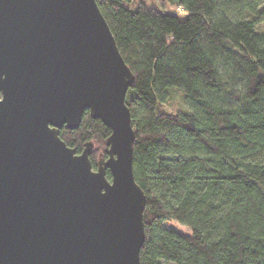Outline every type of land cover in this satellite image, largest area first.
<instances>
[{
    "label": "trees",
    "instance_id": "obj_1",
    "mask_svg": "<svg viewBox=\"0 0 264 264\" xmlns=\"http://www.w3.org/2000/svg\"><path fill=\"white\" fill-rule=\"evenodd\" d=\"M97 2L135 76L126 102L147 197L141 263L264 264V0H166L172 13ZM111 133L86 110L60 138L81 153L108 147Z\"/></svg>",
    "mask_w": 264,
    "mask_h": 264
},
{
    "label": "water",
    "instance_id": "obj_2",
    "mask_svg": "<svg viewBox=\"0 0 264 264\" xmlns=\"http://www.w3.org/2000/svg\"><path fill=\"white\" fill-rule=\"evenodd\" d=\"M134 80L97 0H0V264H142ZM86 110L112 131L97 169L60 138Z\"/></svg>",
    "mask_w": 264,
    "mask_h": 264
},
{
    "label": "rangeland",
    "instance_id": "obj_3",
    "mask_svg": "<svg viewBox=\"0 0 264 264\" xmlns=\"http://www.w3.org/2000/svg\"><path fill=\"white\" fill-rule=\"evenodd\" d=\"M132 6L134 7H139V6H146L147 8L150 9H159V10H163L169 13L174 12V8L171 7L166 0H132L131 3ZM196 8V2L190 4L187 8L188 11H192L195 10ZM181 93L180 92H175L173 93L171 100H170V104L172 108H178L181 107L183 105V101L181 99ZM108 147L102 145L101 143H95L94 145V151H93V155H94V159L99 162L100 159L104 158V153L103 151H106ZM177 228H179L180 230H182L183 232H190V229L187 228L184 225L181 224H177L176 225Z\"/></svg>",
    "mask_w": 264,
    "mask_h": 264
},
{
    "label": "built area",
    "instance_id": "obj_4",
    "mask_svg": "<svg viewBox=\"0 0 264 264\" xmlns=\"http://www.w3.org/2000/svg\"><path fill=\"white\" fill-rule=\"evenodd\" d=\"M182 10H183L182 8H178V9H177L178 12H181Z\"/></svg>",
    "mask_w": 264,
    "mask_h": 264
},
{
    "label": "flooded vegetation",
    "instance_id": "obj_5",
    "mask_svg": "<svg viewBox=\"0 0 264 264\" xmlns=\"http://www.w3.org/2000/svg\"><path fill=\"white\" fill-rule=\"evenodd\" d=\"M106 158V157H105ZM97 169V168H96Z\"/></svg>",
    "mask_w": 264,
    "mask_h": 264
}]
</instances>
